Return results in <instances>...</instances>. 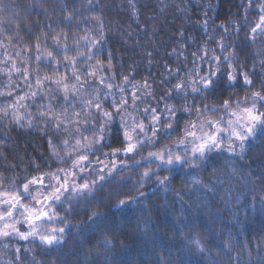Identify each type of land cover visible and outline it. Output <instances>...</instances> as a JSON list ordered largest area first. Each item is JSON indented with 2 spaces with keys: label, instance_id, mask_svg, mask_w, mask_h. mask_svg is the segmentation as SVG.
Wrapping results in <instances>:
<instances>
[{
  "label": "trees",
  "instance_id": "1",
  "mask_svg": "<svg viewBox=\"0 0 264 264\" xmlns=\"http://www.w3.org/2000/svg\"><path fill=\"white\" fill-rule=\"evenodd\" d=\"M246 4L247 0H91V4L88 0H0V6L4 9L0 11V41L3 42V47H0V59L4 58L6 48L7 54L17 61L19 67H23L20 62L24 59V54L15 56V53L22 51L30 41L25 39L16 43L14 40L9 44L7 38L15 36L17 32L24 36L31 28L34 39L41 27L45 31L48 30L50 21L57 27L64 15L65 5L68 11L78 9L73 25H76L77 21L79 24L67 29V43L72 49L69 54L74 55L75 39L86 32L91 39L97 38L94 34L98 33L97 22L91 20L93 15H97L103 19L106 26L105 37L93 47L102 48L101 59H106L109 53L113 58V68L101 71L99 75L106 77V83L117 85L121 84L123 76L126 75L134 82H142L144 78L150 77L149 82L153 84L156 97L146 99L151 106L158 107L163 116H167V112L163 111L165 104H176L179 108L183 101L177 97L175 90L173 98L161 99V88H170L171 84L181 77L185 80H198L196 69H202L199 75H207L210 65L214 68L217 63L208 57L216 55L222 58L225 55L218 42L222 41L227 48L231 47L232 52L238 53V71H247L254 74V77L261 75L260 61L264 59V36L257 35L255 40L251 39L249 29L257 18V9H246ZM45 8L48 9L47 13L44 12ZM222 22L228 27L227 34L224 28L219 26ZM59 27L64 25L61 23ZM180 33L184 35L181 36ZM44 43L42 38V50ZM46 43L51 49L53 42L50 38ZM86 44V41H81V51L85 50ZM30 46L32 50L27 55L34 58V44ZM173 49L177 51L173 53ZM204 50H207L208 56H205ZM149 52L152 57L148 56ZM193 52H197V57L204 59L194 58ZM169 53L172 55H168ZM94 63L95 59H83L77 65L81 80L85 79L87 65ZM28 64L32 72L30 82L33 85L37 74H51L55 67L42 64L38 69L34 59ZM165 65L167 71L174 75L178 72L179 75H175L174 79L168 76L164 70ZM6 68H10V64H0V70ZM58 70L61 74L67 73L71 77V72L63 64ZM164 77H167L169 84L158 87L159 81ZM88 79L90 83L94 82L93 78ZM11 80L13 86L18 85L14 95L29 91L19 74L13 73ZM71 82L70 79L69 83ZM95 83L98 84V81ZM258 83L257 80V85ZM8 84V76L0 74V90H7L5 86ZM51 87L55 88L54 85ZM47 88L46 85L44 95H52ZM101 88L103 99V92L107 89L103 86ZM125 88L128 93L126 98L131 105L132 85H125ZM113 91L118 100L121 93L116 89ZM187 91L189 100L193 99L191 89ZM229 91H235L240 97L245 95V90L239 85H236L235 89L225 86L223 94L227 95ZM8 99L11 98L0 96V105ZM112 99L113 97L109 96L105 100V107L110 111ZM196 99L202 98L197 96ZM219 99V96H214L203 103L211 104L219 102ZM22 103L29 106L20 109L26 117L23 127L9 123L11 117L0 120V174L6 178L5 187L14 175L19 183L23 182L25 176L38 174L31 166V161L41 153L49 155L48 136H55L50 126L47 135L41 132L40 129L44 128V125L38 123L35 118L39 111L37 104L47 105L49 100L37 97L35 102L29 98ZM51 103L60 109L61 103L71 105V99L67 102L52 100ZM145 106V103H139L136 108H128L131 114L128 117L129 123L132 124L134 116L137 122L143 120L149 125L146 133L139 135L141 140L145 136H152L150 109L149 113L145 114L142 111ZM75 107L77 111L80 110L79 105ZM71 111L72 108L69 107V112ZM202 114L204 117L213 115L203 112V109ZM179 115L181 126L185 120L200 122V117L195 111L190 115ZM214 115L223 116L224 121L229 119L222 111ZM27 118L33 119L32 128L27 127ZM119 121L120 117L117 116L116 123ZM75 127L69 125L70 131L78 138L80 134L75 132ZM80 127L83 135L91 136V125L81 124ZM85 127L88 128L87 131H83ZM157 127L159 128V125ZM65 135L61 132L56 140ZM177 135L178 130L173 132L171 137L163 134L153 137L156 143L144 144L132 157L119 153L118 157L105 158L96 153L93 156V168L99 169L102 166L95 162V157L99 156V159L105 160L106 163L110 159H116L119 169L110 178L111 185H105L106 188L119 185V188L112 193L111 199L105 196L104 201L100 203L102 216L94 218L93 221L86 219L91 211L97 210L95 198L90 203L82 201L74 205L75 211L71 214L65 213L64 208L67 205L56 206L59 214L69 222L65 242L46 249L45 246L39 245L38 240L33 241L31 238L28 241L13 240L8 249L0 247V264H8L9 261L11 264H33V258L40 264H210L213 260L216 264H264V204L260 201V196L264 195V185L257 179L264 176V134L258 131L257 137L250 140L243 159L239 155L213 149L207 153V158L200 168L185 171L176 166L177 170L171 173L163 168L157 169V175L169 176L166 186L159 185L155 175L151 179L146 178L141 186L138 183L140 175L148 167L155 169L156 163L150 164L147 160H141L140 165H135L132 160H139L149 152L159 151L164 145L173 152L183 154L184 146L173 143ZM72 142L74 143V140ZM190 147L189 145V149ZM121 161H124V164H121ZM70 163L68 160L64 166ZM49 164L52 169L57 166L55 162L46 161L42 165L44 171L49 170ZM121 176L125 178L123 181L120 180ZM128 196L135 199L125 206H110L116 203L117 198ZM45 226H48L47 222ZM105 240L110 243L105 245ZM194 241H198L205 251L200 252ZM225 241L230 242V250L224 249ZM13 245L21 247L20 261L15 259ZM24 247H30L33 251L25 253Z\"/></svg>",
  "mask_w": 264,
  "mask_h": 264
},
{
  "label": "snow or ice",
  "instance_id": "2",
  "mask_svg": "<svg viewBox=\"0 0 264 264\" xmlns=\"http://www.w3.org/2000/svg\"><path fill=\"white\" fill-rule=\"evenodd\" d=\"M91 4V0H88ZM246 9H257V18L253 26L250 27L251 39L255 40L257 35L264 36V0H247ZM0 6V11H3ZM135 11V9H134ZM47 13L48 9L45 8ZM78 9L73 8L71 11L64 6V15L62 20L58 22L57 27L53 26L50 21L47 25V31L41 27L40 31L32 38V29L20 36L19 32L15 36L8 37L9 44L15 40L20 43L25 39L30 41L29 45H25L22 51L15 53V56L24 54V59L20 62L23 67H19L17 61L11 55L7 54L5 48V55L0 59V64L9 65L10 68L0 70V74H6L9 78V84L5 86L7 90H0V96L11 99L0 105V120L8 119L9 123L17 127H23V121L26 117L20 111L22 108H28L27 104L22 103L29 98L35 102L37 97L48 99L47 105L43 103L37 104L39 111L35 114L36 121L42 123L44 128L40 129L45 135L48 134L49 129L55 133V136H48L47 151L48 156L43 153L31 161V166L35 168L38 174L25 176L23 182L17 181L14 175L11 177V182L5 187L6 178L0 174V247L8 249L13 240L28 241L30 238L33 241H39V245L45 248L60 245L65 242V233L68 229L69 222L65 217L61 216L57 211L56 206L67 207L64 208L66 214H71L75 211L74 205L83 202L90 203L93 198L96 199L97 210L91 211L87 215V221H93L94 218L101 217L102 211L99 210V205L104 201L105 196L109 199L112 197L114 191H118L119 185H113L106 188L105 185H111V177L115 172L119 171L117 168L116 159H110L106 163L105 160H100L99 156L95 157V162L102 165L99 169L92 167L93 156L96 153L103 155L105 158L118 157L119 153H124L132 157L138 149L142 148L144 144H154L157 141L153 137H160L161 134L168 137L172 136L173 132H177V139L173 141L174 144L184 146V153H176L168 149L164 145L161 150L156 152H149L147 156H141L139 160H132L135 165H140L141 160H147L151 164L156 163V168H146L139 177L138 183L143 185L145 179H151L153 175L156 176V182L159 185L166 186L169 176L163 177L156 174L157 169L163 168L169 173L176 171V166L180 169L188 171L202 167L203 161L207 158V153L213 149L218 151H227L230 154L239 155L241 159L252 138L257 137V132L264 134V59L260 61L261 75L254 77V74H249L247 71H238L236 59L238 53L235 51L228 52L222 58L220 56L212 55L208 57L209 60H215L217 63L207 75H199L202 69H196L198 80H185L181 77L176 83L171 84L170 88H161L160 98H173V90L177 97L181 98L183 104L177 107L176 104H165L164 112L167 116L161 114V110L156 106H151L146 98L156 97L153 89V84L149 82V78H144L142 82H134L129 76H123L121 84L106 83V77L100 76L101 71L110 70L113 68L112 54L109 53L106 59H101L103 50L100 47H93L101 43L105 37V24L102 18L93 15L91 20L97 22L98 33L96 39H91L86 32L83 36L73 41L75 46V54L70 55L72 49L69 47L67 40L68 27L73 25V20L76 18ZM39 23V22H37ZM64 27H59V24ZM207 21H205V26ZM220 27L224 28L225 34L228 33V27L222 22ZM54 33V34H53ZM183 36V33H180ZM45 41L42 50L41 39ZM51 39L53 42L51 49L47 45V40ZM223 40V38H222ZM81 41H86L85 50H80ZM31 44H34L36 55L33 58L27 53L31 52ZM218 46L223 50L227 47L222 41L218 42ZM0 47H3V42L0 41ZM177 50L173 49V53ZM199 51V49H198ZM205 56H208L207 50ZM168 55H172L169 53ZM194 58L204 59V57H197V52L192 53ZM152 57V53H148ZM62 57V58H61ZM179 58V56L177 57ZM32 59L38 65V69L42 64L55 65L51 74L40 76L36 75L35 84L30 82L32 72L30 71L29 61ZM83 59L93 60L94 64H88V71L85 74V79L81 80V72L77 67ZM151 59L149 63L151 64ZM63 64L68 71L71 72V77L67 73L61 74L59 66ZM223 65V68H222ZM37 69V71H38ZM167 71V65L164 66ZM192 70H190L191 73ZM13 73L19 74L29 91L22 94H16V87L13 86L11 77ZM168 76L175 75L171 71H167ZM88 77L93 78L90 83ZM71 79V83H69ZM257 80L259 81L257 85ZM98 81V84L95 83ZM131 84L132 91L131 105L126 98L125 85ZM169 84L167 77L159 81L160 85ZM46 85L47 91L53 93L50 96H45L44 91ZM54 85L55 88L51 86ZM200 85V86H197ZM236 85L245 90L243 97L238 96L235 91H229L224 95L225 86L235 89ZM107 89L103 92V99H101L102 88ZM91 88L89 91L88 89ZM191 89L194 94L193 99L189 100L187 89ZM116 89L121 93L119 99L115 98ZM62 94V95H58ZM109 96L113 99L110 104L111 111L105 107V100ZM199 96L202 99L197 100ZM214 96H219V102L211 104L203 103L205 100H210ZM235 96V99L233 97ZM71 99V105L61 103L60 109L51 103L52 100L58 102H67ZM139 103H145L146 106L142 109L145 114L149 113L150 109V126L152 136H145L143 140L139 137L140 134L146 133L149 125L143 120L136 121L132 118V124L129 125L128 117L131 115L128 112L129 107L136 108ZM76 105L80 106V110H76ZM199 105V106H198ZM69 107L72 111L69 112ZM203 112L213 113L210 117H204ZM193 111L200 117V122L195 123L191 120H185L181 126V116L179 113L191 114ZM218 111H222L229 117L224 121L223 116H215ZM120 117V121L116 123V117ZM91 125V136H85L82 133L80 125ZM69 125H75V132L80 136L77 138L69 129ZM159 125V128L157 127ZM27 127H33V119L27 118ZM85 127L83 131H87ZM137 130H139L137 132ZM61 132L66 135L56 140ZM182 133V135H180ZM135 134V135H134ZM226 138V143H225ZM74 140V143L72 142ZM63 147H60V146ZM189 145L191 146L189 149ZM108 149V151H103ZM239 149V152H237ZM2 155V153H0ZM71 163L67 166V161ZM46 161L55 162L57 165L52 169L49 164V170L44 171L42 165ZM124 164V161H121ZM15 167V165H12ZM127 167V165H125ZM107 170V175L105 171ZM235 172V169H233ZM88 177H92L89 179ZM79 178V179H78ZM195 179V177H192ZM125 178L120 177L123 181ZM262 185H264V176L257 178ZM143 195V193H140ZM135 197L128 196L127 198H117L116 203L111 204V207H121L127 205ZM260 201L264 204V195L260 196ZM47 222L48 226H45ZM56 224L62 226H55ZM105 245L110 241L105 240ZM198 250L204 252L205 249L200 246L198 241H194ZM16 261L21 260V247L14 246ZM225 250H230L231 245L229 241H225L223 245ZM33 251L30 247H24L23 252L28 253ZM11 264V261L8 262ZM33 264H40L33 258ZM210 264H216V261H210Z\"/></svg>",
  "mask_w": 264,
  "mask_h": 264
},
{
  "label": "rangeland",
  "instance_id": "3",
  "mask_svg": "<svg viewBox=\"0 0 264 264\" xmlns=\"http://www.w3.org/2000/svg\"><path fill=\"white\" fill-rule=\"evenodd\" d=\"M228 52H232L231 47H229V48L226 47L225 49H223V53L227 54ZM129 125H131V123H129ZM225 141H226V138H225Z\"/></svg>",
  "mask_w": 264,
  "mask_h": 264
}]
</instances>
